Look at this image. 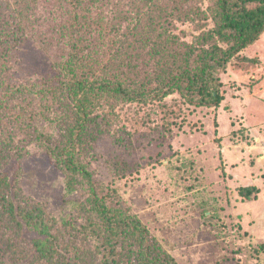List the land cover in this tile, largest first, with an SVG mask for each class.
Here are the masks:
<instances>
[{
    "label": "trees",
    "instance_id": "1",
    "mask_svg": "<svg viewBox=\"0 0 264 264\" xmlns=\"http://www.w3.org/2000/svg\"><path fill=\"white\" fill-rule=\"evenodd\" d=\"M198 1L0 0V264H177L137 217L105 203L78 155L105 118L98 112L112 110L100 101L146 105L179 93L195 107L220 104L215 72L264 32V0H209L206 8ZM199 21L211 26L189 42L177 32L175 23ZM30 37L45 52H63L55 75L49 83L6 82L11 52ZM47 98L63 107L56 141L37 130L33 120L44 116L30 109ZM29 144L64 171L68 195L76 177L83 182L88 197L78 206L90 220L77 225L68 215L58 224L23 195L19 172L7 169ZM257 192L238 193L254 200ZM70 224L88 250L61 243L58 227Z\"/></svg>",
    "mask_w": 264,
    "mask_h": 264
},
{
    "label": "rangeland",
    "instance_id": "2",
    "mask_svg": "<svg viewBox=\"0 0 264 264\" xmlns=\"http://www.w3.org/2000/svg\"><path fill=\"white\" fill-rule=\"evenodd\" d=\"M175 24L187 42L211 26ZM32 39L11 52L6 82L49 83L55 75L63 52L56 57L58 51L45 52ZM215 76L222 96L217 107H195L179 93L146 105L100 101L112 110L100 109L105 118L78 159L105 203L137 217L177 264H264V32ZM30 109L44 116L34 118L37 130L59 140L62 104L47 98ZM26 150L7 169L19 172L23 195L58 224L68 215L77 225L90 220L78 206L88 197L83 182L76 177L77 190L68 195L64 171L43 148L29 144ZM245 187L258 190L254 200L239 196ZM60 226L63 245L89 249L71 224Z\"/></svg>",
    "mask_w": 264,
    "mask_h": 264
}]
</instances>
